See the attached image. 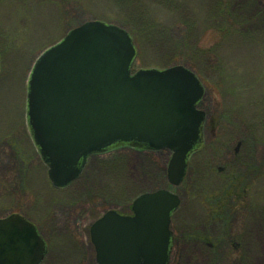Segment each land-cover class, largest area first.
<instances>
[{"label":"rangeland","instance_id":"obj_1","mask_svg":"<svg viewBox=\"0 0 264 264\" xmlns=\"http://www.w3.org/2000/svg\"><path fill=\"white\" fill-rule=\"evenodd\" d=\"M88 23L129 34L133 75L183 67L200 79L203 146L182 187L168 181L172 151L133 149L92 157L67 188L51 183L30 131L29 77ZM160 190L180 201L170 264H264V0H0V220L38 229L43 264H97L91 226L109 211L133 216L137 198Z\"/></svg>","mask_w":264,"mask_h":264},{"label":"water","instance_id":"obj_2","mask_svg":"<svg viewBox=\"0 0 264 264\" xmlns=\"http://www.w3.org/2000/svg\"><path fill=\"white\" fill-rule=\"evenodd\" d=\"M136 49L125 31L88 23L46 51L30 80L31 134L56 188L68 187L96 154L128 146L172 151L168 179L183 182L203 143L204 88L183 67L131 75ZM169 191L137 198L132 217L108 212L91 229L98 264H170ZM47 245L20 215L0 220V264H42Z\"/></svg>","mask_w":264,"mask_h":264},{"label":"bare ground","instance_id":"obj_3","mask_svg":"<svg viewBox=\"0 0 264 264\" xmlns=\"http://www.w3.org/2000/svg\"><path fill=\"white\" fill-rule=\"evenodd\" d=\"M35 67V66H34ZM33 71V70H32ZM32 73L33 72H31V74H30V77H29V84H30V80H31V77H32ZM29 84H28V86H29ZM28 95H27V99H28V96H29V88H28ZM27 109H28V107H27ZM14 110H16V109H14ZM15 115H16V113L15 112H13L12 113V118L11 119H14V117H15ZM110 154H115L114 152H112V153H109V154H107V155H110ZM105 155V154H104ZM102 155H100L99 157H101ZM95 157H98V156H95ZM95 157H93L92 159H96ZM173 157V156H172ZM171 185V184H170ZM172 186V185H171ZM173 187V186H172ZM180 187H182V186H180ZM173 188H179V187H173ZM61 189V188H60ZM160 191H162V190H160ZM163 191H165V190H163ZM145 195V194H144ZM134 204V203H133ZM178 210H179V208H178ZM177 210V211H178ZM95 224V223H94ZM93 224V225H94ZM93 225L91 226V229H92V227H93ZM91 229H90V237H91ZM91 242H92V239H91ZM92 246L94 247V245H93V242H92ZM94 250H95V248H94ZM96 252V251H95ZM95 260H96V253H95Z\"/></svg>","mask_w":264,"mask_h":264},{"label":"flooded vegetation","instance_id":"obj_4","mask_svg":"<svg viewBox=\"0 0 264 264\" xmlns=\"http://www.w3.org/2000/svg\"><path fill=\"white\" fill-rule=\"evenodd\" d=\"M176 241V240H175Z\"/></svg>","mask_w":264,"mask_h":264}]
</instances>
